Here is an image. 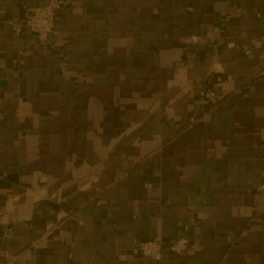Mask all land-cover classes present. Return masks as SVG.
<instances>
[{
  "label": "crops",
  "instance_id": "0c3cea01",
  "mask_svg": "<svg viewBox=\"0 0 264 264\" xmlns=\"http://www.w3.org/2000/svg\"><path fill=\"white\" fill-rule=\"evenodd\" d=\"M48 2L0 0V264H264V0H63L55 53Z\"/></svg>",
  "mask_w": 264,
  "mask_h": 264
},
{
  "label": "built area",
  "instance_id": "2783aa9c",
  "mask_svg": "<svg viewBox=\"0 0 264 264\" xmlns=\"http://www.w3.org/2000/svg\"><path fill=\"white\" fill-rule=\"evenodd\" d=\"M62 4L63 0H49L45 6L27 8L22 21L19 24L13 25L14 34L19 36L23 30H28L35 35L39 46L55 53L56 46L51 41V38L57 35V20L55 14ZM198 40V37H190L186 39V42L190 44L195 43ZM200 97L210 107L217 106L220 99L210 89L202 90L200 92ZM191 121H193V118ZM256 191L264 194V184L258 186ZM188 247L189 239L187 237H180L166 246L163 245L160 237H155L141 242L137 247V252L142 257L148 258L156 263H160L163 260L164 253L181 256L188 249Z\"/></svg>",
  "mask_w": 264,
  "mask_h": 264
}]
</instances>
